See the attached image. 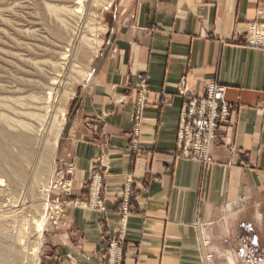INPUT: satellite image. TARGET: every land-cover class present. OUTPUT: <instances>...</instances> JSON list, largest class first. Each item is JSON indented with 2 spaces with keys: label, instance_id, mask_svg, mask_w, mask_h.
<instances>
[{
  "label": "crops",
  "instance_id": "crops-1",
  "mask_svg": "<svg viewBox=\"0 0 264 264\" xmlns=\"http://www.w3.org/2000/svg\"><path fill=\"white\" fill-rule=\"evenodd\" d=\"M113 8L61 147L75 168L73 199L86 200L94 168L102 175L103 211L68 208L41 264H100L123 222L122 264H264V241L243 220L263 217L264 50L243 43L249 24L264 22V0H119ZM181 80L195 96L221 85L232 106L207 165L179 157Z\"/></svg>",
  "mask_w": 264,
  "mask_h": 264
},
{
  "label": "rangeland",
  "instance_id": "rangeland-1",
  "mask_svg": "<svg viewBox=\"0 0 264 264\" xmlns=\"http://www.w3.org/2000/svg\"><path fill=\"white\" fill-rule=\"evenodd\" d=\"M118 1L0 0V264H41L49 231L63 225L68 208L89 201V184L85 201L73 199L75 168L61 155L62 131ZM22 148L34 152L29 163L19 159ZM259 210L261 219L243 220L264 241V200ZM240 239L254 240L242 232Z\"/></svg>",
  "mask_w": 264,
  "mask_h": 264
},
{
  "label": "built area",
  "instance_id": "built-area-1",
  "mask_svg": "<svg viewBox=\"0 0 264 264\" xmlns=\"http://www.w3.org/2000/svg\"><path fill=\"white\" fill-rule=\"evenodd\" d=\"M245 47L264 50V22H252L249 24ZM178 95L184 99L181 106L177 130V145L179 157L185 160L198 161L204 165L212 161L211 152L218 140L221 126L226 125L232 113V106L225 100L224 88L218 84L207 85L200 96L191 94L186 87L185 81L181 80ZM133 120L138 125L139 107ZM134 136L138 135V127L133 130ZM132 149L137 150L136 140L133 141ZM128 192L129 184L125 186ZM102 177L93 169L89 182V201L75 203L74 205L84 209L103 211L102 206ZM122 220L129 214L128 196L119 209ZM124 222L119 227L118 234L114 239L106 242L101 264H122L124 246Z\"/></svg>",
  "mask_w": 264,
  "mask_h": 264
},
{
  "label": "bare ground",
  "instance_id": "bare-ground-1",
  "mask_svg": "<svg viewBox=\"0 0 264 264\" xmlns=\"http://www.w3.org/2000/svg\"><path fill=\"white\" fill-rule=\"evenodd\" d=\"M76 5V4H75ZM76 8H77V6H76ZM75 8V9H76ZM76 13V12H75ZM79 15V14H78ZM72 17V16H71ZM75 17V16H74ZM80 17V16H79ZM76 18V17H75ZM88 28V27H87ZM88 38V37H87ZM77 40V39H76ZM78 42V41H77ZM81 43V42H80ZM82 44V43H81ZM100 45V44H99ZM82 46H83V44H82ZM84 47V46H83ZM92 48V47H91ZM82 49V48H81ZM80 49V50H81ZM82 53V52H81ZM96 53V52H95ZM94 53V54H95ZM93 54V53H92ZM95 56H96V54H95ZM52 85V84H51ZM45 103V102H44ZM39 111V110H38ZM43 111V110H42ZM40 112V111H39ZM48 112V111H47ZM40 115V114H39ZM42 116V115H41ZM41 118V117H40ZM47 118V117H46ZM39 120V119H38ZM37 120V121H38ZM46 120V119H45ZM40 122H42L43 123V120H41ZM39 125V124H38ZM37 125V126H38ZM42 126V125H41ZM42 128V127H41ZM34 130V129H33ZM33 132V131H32ZM26 133V132H25ZM25 135V134H24ZM34 135H35V133H34ZM29 136V135H28ZM26 137H27V134H26ZM29 138V137H28ZM30 139H32L33 140V138H30ZM30 139H29V141H30ZM21 140V139H20ZM20 142V141H19ZM24 141L22 140V142L21 143H23ZM30 142H32V141H30ZM24 144H26L25 142H24ZM37 144V143H36ZM39 144V143H38ZM30 145H32V144H30ZM29 145V146H30ZM29 146H27V147H29ZM38 147V146H37ZM32 151H33V149H32ZM34 153V152H33ZM31 151H30V153L29 154H33ZM29 154H28V152L26 151V149L25 148H22V150H21V158H20V156H19V159L21 160L22 158H23V160H25L27 163H29L26 159H28V156H29ZM37 156V155H36ZM34 157V156H33ZM49 157V156H48ZM34 159V158H33ZM37 159V158H36ZM48 159V158H47ZM47 159H45L44 158V161L45 160H47ZM23 160H21V161H23ZM29 160V159H28ZM30 161V160H29ZM49 163V162H48ZM35 164V163H34ZM42 164V163H41ZM43 166H41V168H39V169H44V168H42ZM39 169L37 168V170L39 171ZM36 170V171H37ZM37 171V172H38ZM43 172L45 173V171L43 170ZM39 173V172H38ZM42 173V172H41ZM38 177V176H37ZM42 219V218H41ZM41 219H38L37 221H35V227H36V229H37V232L40 230V227H41ZM36 232V233H37ZM31 234V233H30ZM30 264V263H29Z\"/></svg>",
  "mask_w": 264,
  "mask_h": 264
}]
</instances>
